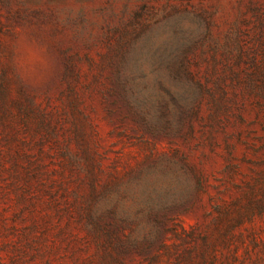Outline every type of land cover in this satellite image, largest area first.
<instances>
[{"label": "rangeland", "instance_id": "rangeland-1", "mask_svg": "<svg viewBox=\"0 0 264 264\" xmlns=\"http://www.w3.org/2000/svg\"><path fill=\"white\" fill-rule=\"evenodd\" d=\"M257 11L0 0V264H264Z\"/></svg>", "mask_w": 264, "mask_h": 264}, {"label": "trees", "instance_id": "trees-1", "mask_svg": "<svg viewBox=\"0 0 264 264\" xmlns=\"http://www.w3.org/2000/svg\"><path fill=\"white\" fill-rule=\"evenodd\" d=\"M256 16V23L253 25L254 29H256L261 35H264V11H257ZM214 26L213 21L211 20V15L207 16V22H206V28L212 27ZM259 38V37H258ZM197 47V46H196ZM195 46H192L190 48H188L184 54H182V58L179 59V63H178V67L180 68V70L186 75V76H191L188 73L189 70V66L192 63L189 58L187 57L188 54H192V52L196 49ZM191 79H193V77H190ZM198 86L201 88V84L199 82Z\"/></svg>", "mask_w": 264, "mask_h": 264}]
</instances>
